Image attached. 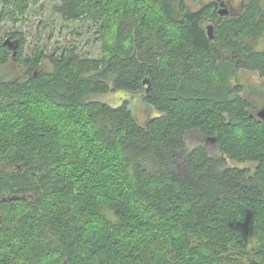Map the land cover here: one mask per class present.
Masks as SVG:
<instances>
[{
	"label": "trees",
	"instance_id": "1",
	"mask_svg": "<svg viewBox=\"0 0 264 264\" xmlns=\"http://www.w3.org/2000/svg\"><path fill=\"white\" fill-rule=\"evenodd\" d=\"M188 1L55 2L98 58L0 43V264H264V0Z\"/></svg>",
	"mask_w": 264,
	"mask_h": 264
},
{
	"label": "rangeland",
	"instance_id": "2",
	"mask_svg": "<svg viewBox=\"0 0 264 264\" xmlns=\"http://www.w3.org/2000/svg\"><path fill=\"white\" fill-rule=\"evenodd\" d=\"M59 0H0V43L11 33H21L24 38L23 56L31 57L40 49L44 54L50 55L60 52L64 47H74L78 53L89 58L101 56V40L99 25L94 22L76 20L65 21L52 10V6ZM216 1L220 5L218 9H227V16L241 8L246 0H200L188 1L192 9H196L202 2ZM219 19L215 22L214 17L203 21L207 33L212 32L216 23L226 20ZM256 35V34H255ZM252 41V37L248 38ZM255 48L264 51V31L257 38ZM43 70H50L51 65L45 60L41 65ZM23 68L14 60L0 66V77L9 78L21 75ZM233 82L242 84L249 95L253 91H263L262 96H256L259 108L264 104V77L257 70L240 69L232 79ZM122 95L120 92H110L101 98L109 99L113 104ZM248 95V94H246ZM254 95V94H253ZM209 149L216 151V144L211 143Z\"/></svg>",
	"mask_w": 264,
	"mask_h": 264
},
{
	"label": "water",
	"instance_id": "3",
	"mask_svg": "<svg viewBox=\"0 0 264 264\" xmlns=\"http://www.w3.org/2000/svg\"><path fill=\"white\" fill-rule=\"evenodd\" d=\"M219 14L224 15L228 13L227 9H219L218 10ZM210 34V33H209ZM211 35V34H210ZM3 45H6L9 47L12 51L13 54H15L16 47L18 45L16 40L11 39L10 37H7L3 42ZM257 116L264 122V104L263 106L257 111Z\"/></svg>",
	"mask_w": 264,
	"mask_h": 264
}]
</instances>
